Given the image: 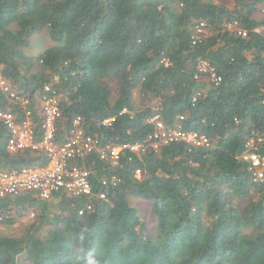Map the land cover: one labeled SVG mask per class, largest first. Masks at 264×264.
<instances>
[{
	"label": "trees",
	"instance_id": "obj_1",
	"mask_svg": "<svg viewBox=\"0 0 264 264\" xmlns=\"http://www.w3.org/2000/svg\"><path fill=\"white\" fill-rule=\"evenodd\" d=\"M262 3L0 0V80L30 97L45 84L55 89L58 141L80 117L86 132L103 142L142 143L153 133L148 120L154 116L211 141L209 149L175 142L142 156L127 152L115 167L93 159L87 164L93 192L104 191L106 200L62 195L51 216L32 193L0 199L7 224L15 210L40 211L21 236L0 233V264H264V186L251 181L239 159L264 134V36L255 31L264 21L253 16ZM233 20L244 38L225 30ZM198 21L208 35L193 46ZM43 32L53 45L26 56L31 37ZM198 60L221 77L218 85L193 80ZM0 110L18 113L1 88ZM108 118L114 122L103 126ZM6 139L0 123L1 171L44 164L39 152L8 153ZM251 147L264 154V143ZM111 177L118 183L102 187ZM132 198L150 203L152 234ZM88 201L92 210L79 215Z\"/></svg>",
	"mask_w": 264,
	"mask_h": 264
},
{
	"label": "built area",
	"instance_id": "obj_2",
	"mask_svg": "<svg viewBox=\"0 0 264 264\" xmlns=\"http://www.w3.org/2000/svg\"><path fill=\"white\" fill-rule=\"evenodd\" d=\"M225 30L235 36L244 38L246 31L237 20L228 22ZM258 32V29H255ZM208 35L206 23L198 21L192 29L191 45L195 46ZM193 80L205 84L218 85L221 77L205 61L198 60L195 65ZM0 88L8 99L18 108V113L9 110H0V123L7 131L6 151L15 153L20 151L39 152L44 156L42 165L32 164L9 171L0 170V199H14L23 194H34L42 201L56 200L62 195L73 198L90 199L94 195L98 200H106L104 191L94 193L92 176L94 172L87 166L93 159L115 167L124 153L136 156L144 155L148 150L158 151L162 146L181 142L195 148H211V141L195 131L183 130L179 123L166 127L158 116H154L148 123L154 126L151 133L142 143L113 144L103 142L96 136L88 134L83 126L82 119L75 117L70 122L67 136L64 140H57V122L61 116L59 97L50 84H45L32 97L18 93L12 83L1 79ZM202 95L197 90L191 102ZM264 108V98L261 101ZM122 110L119 114L125 113ZM181 122L183 117L179 116ZM114 118L101 122L103 126H111ZM264 143V134L257 136L246 144V150L239 159L247 165V172L254 184L264 186V154L251 149L252 145ZM251 147V148H250ZM140 171H135L139 178ZM116 177L110 180L102 179V187L115 186ZM92 203H85L79 215L92 210ZM33 213H30V217ZM4 218L0 216V233Z\"/></svg>",
	"mask_w": 264,
	"mask_h": 264
},
{
	"label": "rangeland",
	"instance_id": "obj_3",
	"mask_svg": "<svg viewBox=\"0 0 264 264\" xmlns=\"http://www.w3.org/2000/svg\"><path fill=\"white\" fill-rule=\"evenodd\" d=\"M59 1V0H58ZM215 4L223 5L225 7L231 8L234 4V0H211ZM254 18L256 20L264 21V3L257 6L256 12L254 13ZM258 32L264 36V28H258ZM53 44L46 36V34L40 33L35 36H32L29 41V46L23 49V52L26 56L36 58L43 50L48 47H51ZM40 69L39 65L34 62L33 71ZM134 101L135 106L139 108V99L137 93L134 92ZM58 200L46 201L47 210L51 216L57 211ZM131 205L135 207L138 211L139 218L147 227V233H153L155 227V219L150 216V203L145 202L139 198H132ZM39 210L35 209H22L13 211L12 215L15 216L14 222L12 224H7L4 219V224L1 229L2 235H10L19 237L21 236L33 223H37L38 217L40 215ZM30 213H33V216L30 217ZM46 230V227L44 228ZM249 233L248 229L244 231Z\"/></svg>",
	"mask_w": 264,
	"mask_h": 264
}]
</instances>
